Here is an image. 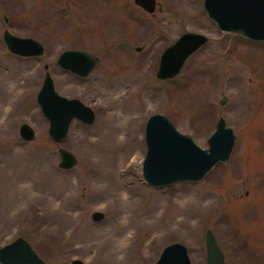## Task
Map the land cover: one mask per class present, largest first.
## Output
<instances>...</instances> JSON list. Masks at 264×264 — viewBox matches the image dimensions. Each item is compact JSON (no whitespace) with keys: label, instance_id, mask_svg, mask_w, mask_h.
<instances>
[{"label":"rangeland","instance_id":"1","mask_svg":"<svg viewBox=\"0 0 264 264\" xmlns=\"http://www.w3.org/2000/svg\"><path fill=\"white\" fill-rule=\"evenodd\" d=\"M157 1L162 10L149 13L133 0H0V246L22 236L47 264H152L180 241L192 264H205L211 228L225 264H264V40L221 30L203 0ZM5 28L37 39L44 54L11 53ZM186 31L209 40L174 77L157 78L162 51ZM67 48L100 63L87 77L64 70L55 60ZM45 63L60 94L95 111L61 143L36 100ZM155 112L201 147L224 117L236 135L230 158L198 181L151 186L141 164ZM22 122L33 140L19 135ZM59 146L75 166H58Z\"/></svg>","mask_w":264,"mask_h":264},{"label":"water","instance_id":"2","mask_svg":"<svg viewBox=\"0 0 264 264\" xmlns=\"http://www.w3.org/2000/svg\"><path fill=\"white\" fill-rule=\"evenodd\" d=\"M135 4L149 13L161 11L162 5L157 0H133ZM203 5L210 19L224 31H232L253 40H264V0H203ZM5 21L7 16L4 15ZM6 48L13 54L31 57L41 56L44 45L31 36H19L8 28L2 33ZM209 37L201 32L186 31L167 45L160 55L156 77L160 79L174 77L182 68L186 59ZM143 45H136L141 50ZM100 63V56L80 48H67L59 53L55 64L80 77H87ZM36 100L41 112L48 120V133L57 143L65 141L71 122L76 119L85 124H92L95 111L79 98L60 94L54 85L48 70V63ZM227 97L223 95L220 103ZM22 139L35 138L34 128L22 122L18 128ZM236 135L231 126L220 116L214 131L209 135L207 147H201L194 139L180 132L173 121L165 114L155 112L148 116L144 127L146 144L141 170L145 181L154 187L174 184L178 181H198L218 162L230 158ZM58 166L70 169L77 164L76 154L65 146L58 147ZM104 212H91L93 220L104 218ZM206 263L225 264V254L211 228L205 231ZM0 264H47L22 236L0 246ZM71 264H93L80 258H73ZM152 264H192L187 246L180 241L165 245L158 258Z\"/></svg>","mask_w":264,"mask_h":264}]
</instances>
